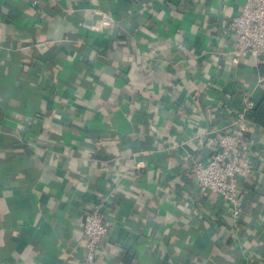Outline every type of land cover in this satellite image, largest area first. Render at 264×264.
<instances>
[{
  "label": "crops",
  "instance_id": "1",
  "mask_svg": "<svg viewBox=\"0 0 264 264\" xmlns=\"http://www.w3.org/2000/svg\"><path fill=\"white\" fill-rule=\"evenodd\" d=\"M243 3L0 0V264H77L98 200L95 264H264V53L233 55L228 31ZM246 96L234 228L188 155H213Z\"/></svg>",
  "mask_w": 264,
  "mask_h": 264
},
{
  "label": "built area",
  "instance_id": "2",
  "mask_svg": "<svg viewBox=\"0 0 264 264\" xmlns=\"http://www.w3.org/2000/svg\"><path fill=\"white\" fill-rule=\"evenodd\" d=\"M95 15H101V12H95ZM111 23L107 17L102 19V25ZM93 27L95 30H101V25ZM228 31L234 37L233 55H249L257 61L260 60L264 53V0H244L241 12L229 20ZM253 108L251 96H246L225 131L220 134L217 149L212 156L200 159L194 153L188 155L192 180L198 194H212L228 205L234 228L239 226L242 214L238 180L249 177L254 172L248 118ZM205 137L198 135L184 144L193 145L196 140L202 141ZM135 165L140 168L143 164L137 162ZM105 203V200H98L84 213V252L77 264H95L97 260L100 245L111 227L103 212Z\"/></svg>",
  "mask_w": 264,
  "mask_h": 264
},
{
  "label": "trees",
  "instance_id": "3",
  "mask_svg": "<svg viewBox=\"0 0 264 264\" xmlns=\"http://www.w3.org/2000/svg\"><path fill=\"white\" fill-rule=\"evenodd\" d=\"M262 114H264V110L262 111ZM259 116H260V112L257 111V109L251 110L250 113H249V115H248V117H251V119H253L254 121L260 123V121L258 119Z\"/></svg>",
  "mask_w": 264,
  "mask_h": 264
}]
</instances>
